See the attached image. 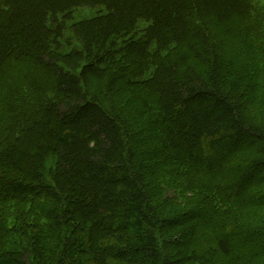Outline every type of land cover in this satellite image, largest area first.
Masks as SVG:
<instances>
[{
    "label": "trees",
    "instance_id": "trees-1",
    "mask_svg": "<svg viewBox=\"0 0 264 264\" xmlns=\"http://www.w3.org/2000/svg\"><path fill=\"white\" fill-rule=\"evenodd\" d=\"M255 2L0 0V264H264Z\"/></svg>",
    "mask_w": 264,
    "mask_h": 264
},
{
    "label": "rangeland",
    "instance_id": "rangeland-1",
    "mask_svg": "<svg viewBox=\"0 0 264 264\" xmlns=\"http://www.w3.org/2000/svg\"><path fill=\"white\" fill-rule=\"evenodd\" d=\"M260 3L264 4V0H256V2H255V4L258 7H260ZM93 13H95V10H88V9L80 8L74 12V14H75L74 16L76 19H80V18L88 17ZM145 25H146V23L141 21L139 27H143ZM206 238H207L206 233L201 234V236L199 237V240L201 242V247H204Z\"/></svg>",
    "mask_w": 264,
    "mask_h": 264
}]
</instances>
